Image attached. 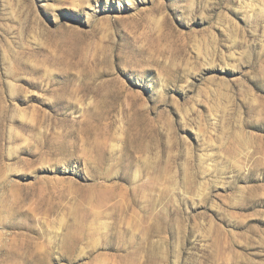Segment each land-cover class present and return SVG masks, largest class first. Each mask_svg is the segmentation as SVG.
<instances>
[{
  "label": "rangeland",
  "instance_id": "1",
  "mask_svg": "<svg viewBox=\"0 0 264 264\" xmlns=\"http://www.w3.org/2000/svg\"><path fill=\"white\" fill-rule=\"evenodd\" d=\"M0 264H264V0H0Z\"/></svg>",
  "mask_w": 264,
  "mask_h": 264
}]
</instances>
